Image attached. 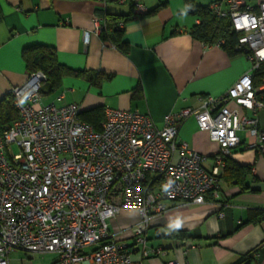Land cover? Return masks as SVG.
Returning <instances> with one entry per match:
<instances>
[{
    "label": "built area",
    "instance_id": "1",
    "mask_svg": "<svg viewBox=\"0 0 264 264\" xmlns=\"http://www.w3.org/2000/svg\"><path fill=\"white\" fill-rule=\"evenodd\" d=\"M209 8L215 18L230 20L239 34L235 50L250 67L223 94L200 95L198 107L167 113L162 127L148 113L105 106L95 130L81 119L79 104L42 103V71L12 86L18 117L0 129V264H10L18 251L55 253L50 264H141L132 257L135 250L141 258L163 253L147 244L146 232L151 217L165 211L164 201L203 204L207 194L218 196L225 160L241 145L240 133L252 137L249 147L264 157L257 115L264 69L254 84L264 62V0L256 7L217 0ZM133 12L146 9L135 2ZM92 20L100 34L104 24L96 15ZM190 115L218 145L211 171L202 165L203 154L177 138ZM121 209L139 214L131 227L134 245L109 228Z\"/></svg>",
    "mask_w": 264,
    "mask_h": 264
},
{
    "label": "crops",
    "instance_id": "2",
    "mask_svg": "<svg viewBox=\"0 0 264 264\" xmlns=\"http://www.w3.org/2000/svg\"><path fill=\"white\" fill-rule=\"evenodd\" d=\"M244 1L256 7L263 0ZM132 2L143 4L146 11L161 6L124 22L123 52L94 32L92 16L105 24L106 13L127 15ZM199 22L185 0H0V97L28 77L22 49L41 44L54 48L58 63L71 71L42 100L52 97L47 102L58 106L75 102L82 112L105 106L135 109L162 127L167 113L198 107L200 95L223 94L250 67L243 55L192 37L190 30ZM261 95L257 115L264 130V90ZM177 138L205 156V169H213L218 145L198 129L193 115L181 122ZM240 138L241 145L228 158L249 168L244 178L249 189L241 190L223 168L218 196L207 194L203 204L164 201L165 211L151 217L146 232L147 244L163 253L141 258L135 250L134 260L264 264V157L249 147L252 137L240 133ZM138 219L136 210L121 209L109 220V228L117 239L134 245L131 227Z\"/></svg>",
    "mask_w": 264,
    "mask_h": 264
},
{
    "label": "trees",
    "instance_id": "3",
    "mask_svg": "<svg viewBox=\"0 0 264 264\" xmlns=\"http://www.w3.org/2000/svg\"><path fill=\"white\" fill-rule=\"evenodd\" d=\"M187 11L200 18V22L191 28L192 37L208 44L219 43L229 54H236L235 44L239 34L232 28L228 18H215L209 5L195 4L194 0H185ZM134 2L131 3L130 13L127 15H117L106 13L104 17V28L99 34L104 39L110 40L121 51L126 52L127 45L122 39V28L118 27L119 21L126 22L135 18L138 14L133 12ZM161 5L144 14H153ZM25 61L27 74L42 71L46 74V80L40 88V95H47L56 91L62 84V78L71 71L64 68L56 59L55 49L50 46L34 44L26 46L21 51ZM264 69V62L260 66V71L256 73L254 84L260 81L261 71ZM98 75V74H95ZM98 77V76H97ZM97 79L95 78V81ZM18 117V110L14 104L11 92L0 97V129H4ZM81 119L90 123L95 130L101 129V122L104 119L103 107H94L81 113ZM249 168L237 164L228 157L225 160L224 175L235 180L241 186V190H248L249 187L244 182Z\"/></svg>",
    "mask_w": 264,
    "mask_h": 264
},
{
    "label": "rangeland",
    "instance_id": "4",
    "mask_svg": "<svg viewBox=\"0 0 264 264\" xmlns=\"http://www.w3.org/2000/svg\"><path fill=\"white\" fill-rule=\"evenodd\" d=\"M49 99L51 98H44L42 100V103L47 102ZM56 254L55 253H39V252H35V253H31V252H24V251H18L15 254L11 255V262L12 264L14 263H29V264H50L51 261L53 259L56 258ZM21 261V262H20Z\"/></svg>",
    "mask_w": 264,
    "mask_h": 264
}]
</instances>
